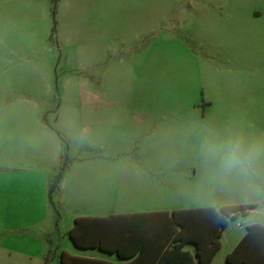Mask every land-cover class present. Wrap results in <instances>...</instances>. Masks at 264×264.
<instances>
[{
    "label": "rangeland",
    "instance_id": "rangeland-1",
    "mask_svg": "<svg viewBox=\"0 0 264 264\" xmlns=\"http://www.w3.org/2000/svg\"><path fill=\"white\" fill-rule=\"evenodd\" d=\"M69 1L65 4L63 0H33L35 8L37 2L42 4V18L35 14L24 16L20 2L16 19L10 18L5 10L1 13L2 32L9 38L3 39L0 50V110H29L31 105L19 99L27 98L24 97L26 93L32 94L39 101L38 109L57 132V138L60 137L61 148L60 162L51 174L48 186L51 222L46 226L39 223L18 230L19 238L14 246L3 243L5 246L0 247V264H59L60 251L78 254L67 230L76 213L73 192L79 188L85 194L88 187L85 178L95 186L92 191L98 195L99 209L95 211L98 216L128 211L126 209L152 193L150 186L160 188L156 194L166 203L195 205L197 201L187 199L193 192L192 181L197 189L220 190L203 200L205 205H213L217 210L229 203L255 204L246 213L229 218L223 230L220 248L211 264H228L225 257L234 246L236 235L252 222L264 224V118H259L258 124L253 125V118L245 113L252 96L258 100L264 98V0H192L191 6H184L190 11L186 16L192 18L195 30L193 35L192 32L183 35L190 37L199 64L210 66L208 71L200 72L198 83L206 86L205 98L218 100L223 97L220 110H225L226 119L221 122L223 129L220 131L219 121L212 124L204 147L189 151L186 145H177L161 150L164 159L186 160L189 157L196 160L186 162L185 166L168 168L143 166L141 154L145 148L137 126L139 111L147 107L144 102L156 95L163 96L166 89L159 77L145 79V66L137 67L133 72L128 59L135 54H144L156 40L158 47L165 45L164 40L177 29L173 24L183 16L178 8V1L183 0ZM89 1L95 6L90 8ZM128 2H137V6L129 7ZM90 10H95L96 21V38H92L91 44V21L87 18ZM152 16L159 19V35L149 34L137 39L121 35L124 32L121 30L131 27L135 20L139 19L142 25ZM220 24L224 26L225 46L218 42ZM75 33H83L87 38L83 50L79 46L65 49L60 45L61 37ZM120 36L124 40L123 46L119 43ZM93 58L98 64L91 65ZM84 67L86 70H81ZM33 68L36 70L31 71ZM42 72L47 75L46 84L42 81ZM162 72L167 71L162 69ZM91 89L104 95L93 114L92 120L99 122L96 129H90V120L85 117L82 128L68 131L70 136L66 129L59 130L54 121L59 101L65 122L69 111H75L76 99ZM199 92L202 94V90ZM236 100L239 101L237 105ZM233 107H237V118L229 116L234 112ZM237 140L246 147L254 145L260 150L251 176H225L219 160L208 155L210 145L219 147ZM203 155L210 162H204ZM88 157L97 160L96 170L94 172L92 168L90 174L77 163ZM51 160L50 156V164ZM63 162L61 175L65 172V187L60 203V192L51 185ZM191 163L195 167H190ZM145 169L156 170L157 174ZM19 175L21 172L18 171ZM88 175L91 177H85ZM156 177L158 182L150 181ZM78 180L82 181L81 185ZM219 188L224 190L223 193ZM103 193L108 196L103 197ZM103 201L110 207L100 208ZM41 225L44 230H40ZM187 249L192 251L191 246Z\"/></svg>",
    "mask_w": 264,
    "mask_h": 264
},
{
    "label": "crops",
    "instance_id": "crops-1",
    "mask_svg": "<svg viewBox=\"0 0 264 264\" xmlns=\"http://www.w3.org/2000/svg\"><path fill=\"white\" fill-rule=\"evenodd\" d=\"M19 2L24 7V16L31 17L33 14L39 18L43 16L42 4L37 2V8H35L33 0H0V50L4 44L3 39L9 38L8 34H3L2 32V10H5L10 18L13 17L16 19V9L18 8ZM63 2L65 4L70 3L69 0H63ZM87 3L90 8L95 6V3L91 5V1ZM178 3V8L183 12V14H180L183 16L179 17L177 22L173 24L177 26V29L175 32H171L170 38L164 40L165 45L158 47L156 40L152 42L144 54H135L129 56L128 59L133 72L135 68L139 67L141 69L142 66H145V79L151 80L153 77L155 79L159 77V80L161 79L166 89L163 96L159 97L156 95L148 98L144 102L147 104V107L143 111H139L138 114L137 126L140 130L141 144L145 148L141 154V160L145 168L181 167L185 166L186 162H192L193 158L189 157L186 160L178 157L164 159L160 151L177 145H186L189 151H194L196 147H204L205 142L209 140V131L211 130L212 124L219 121L220 131L223 129V123L221 122L226 119L225 110H220L221 104L224 103L223 97L218 98V100L205 98L204 92L206 86L198 83L201 78L200 72L208 71L210 66L199 64L194 48L190 43V37L183 35V33L190 34L191 32L192 35L194 34L195 28L193 20L186 16V13H190V11L184 7L191 6L193 1L183 0L178 1ZM128 6L135 7L137 6V2H128ZM87 18L91 21V32L89 36L91 44L92 38L93 40L96 38V26L94 25V22H96L95 10H90V15ZM158 21L157 16L147 18L142 25L139 24V19L135 20L131 27L121 30L124 31L121 35L131 36L132 39L149 34L159 35L161 32L160 29L158 30ZM125 29L129 31H125ZM118 38L119 43L123 46V37L120 36ZM86 39L83 33H75L61 37L59 43L65 49L69 46H74L77 49V46H79L83 50ZM218 42L225 46L224 26L222 24L219 26ZM235 44L236 42L234 41ZM67 57L68 52L66 54ZM118 62L121 63L122 60H118ZM96 64H98V61L93 58L91 65ZM162 69L167 72L161 73ZM35 70L33 68L31 71ZM81 70H86V67L81 68ZM29 75L31 74L29 73ZM41 77L43 78L42 81H45L46 84V73L44 74L42 72ZM82 82L85 83L86 80H82ZM199 90H202V94ZM24 97L27 98H20L19 100L28 102L31 105V109L21 111L0 110V247L5 246L3 243L14 246L19 238L18 230H26L34 224L39 223H45L46 226V224L51 222L53 217L49 206L48 186L50 176L55 171L58 162H60V137L57 138V132L43 114V111L38 109L39 101L34 99L33 95L29 93H26ZM103 97L104 95L98 93L96 89L86 91L85 94H82L76 99L75 111H69L65 122L63 111L59 109V101L54 118L58 129H66V134L70 136L68 131L72 128L78 130L82 128L85 117L90 120L88 123L90 129L91 127L96 129V125L98 126L99 122L95 123V120H92L93 114L97 104L103 102ZM253 97H251L249 107L245 113L250 118H253L252 124L257 125V120L264 118V98L263 100H258L252 99ZM105 98L107 99V97ZM235 103L237 105L239 101L236 100ZM233 109L234 112L229 116L237 118V107H233ZM52 110L51 106L48 110L49 120L51 119L50 115H52ZM131 115L133 114L130 113ZM104 126H106V122ZM50 156L52 157L51 164ZM203 156L204 162H210L209 160L206 161L205 155ZM77 163H81L80 166L87 169L86 174L93 172L92 168H94L95 172L97 167V160L90 157L85 159L81 158L77 160ZM52 164L54 165L51 166ZM192 166L195 167L194 163H191L190 167ZM18 171L21 172L19 176ZM145 171L157 174L156 170L145 169ZM64 173L55 186L60 192V203L64 199L62 194L65 187ZM193 174H195V169ZM85 177H91V175ZM150 181L158 182V178L150 179ZM77 183L81 185L80 183L82 181L78 180ZM194 183V181L190 182L193 192L189 194L187 199H190V202L197 201L198 203H194L195 205L187 206L180 203H166L161 200V196L156 194L160 188L150 186L152 193L146 195L144 200L142 199L139 204H135L126 209L128 211H119L109 215L98 216L95 215L97 214L95 211L99 209V203L97 201L98 195L92 191L95 186L91 180L85 178V185L88 186L85 194L83 195V189L79 188L76 192H73L76 199L74 203L76 213L72 215V218L86 217L88 219H96L122 215L126 219L131 220L148 218L149 220L157 221L162 217L167 219V215L169 216L173 210L201 207L216 208L213 205H205L203 200L208 198L210 193H218L217 191L220 192V190L217 188H212L211 190L197 189ZM102 196L106 198L108 195L107 193H103ZM242 204L229 203L223 206ZM68 205L71 207V202ZM108 207H110L108 202H100V208L107 209ZM77 208L79 211H77ZM252 224L264 225L256 222L248 224L242 232L236 235V241L231 251L244 237L248 226ZM40 228V230H44L42 225ZM72 246L78 254L62 251L68 256L75 258V261L81 264H91L94 263L93 261L124 264L131 260V257L120 258L114 253L103 252L96 247L78 248L73 243ZM187 246H191L192 251L187 249ZM184 249L189 250L194 255V247L192 244H186ZM150 260L151 258H146L143 262H149ZM196 263L197 261H195Z\"/></svg>",
    "mask_w": 264,
    "mask_h": 264
},
{
    "label": "trees",
    "instance_id": "trees-1",
    "mask_svg": "<svg viewBox=\"0 0 264 264\" xmlns=\"http://www.w3.org/2000/svg\"><path fill=\"white\" fill-rule=\"evenodd\" d=\"M54 7L51 8L53 16ZM63 164L53 178L55 187L61 177ZM255 204L179 209L167 219H126L122 215L88 219L75 217L67 235L78 248L96 247L130 258L124 264H211L220 248V237L229 218L246 213ZM192 244L194 255L184 249ZM195 257V260H194ZM151 258L149 262H143ZM59 264H81L60 251ZM225 260L228 264H264V225L252 224ZM91 264H111L93 261Z\"/></svg>",
    "mask_w": 264,
    "mask_h": 264
},
{
    "label": "clouds",
    "instance_id": "clouds-1",
    "mask_svg": "<svg viewBox=\"0 0 264 264\" xmlns=\"http://www.w3.org/2000/svg\"><path fill=\"white\" fill-rule=\"evenodd\" d=\"M208 155L219 160L225 176L237 174L243 177L254 172L260 150L256 146H244L240 141H230L222 146L210 145Z\"/></svg>",
    "mask_w": 264,
    "mask_h": 264
}]
</instances>
